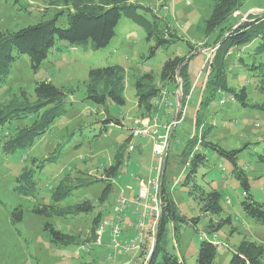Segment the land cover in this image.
I'll return each mask as SVG.
<instances>
[{
  "label": "rangeland",
  "instance_id": "obj_1",
  "mask_svg": "<svg viewBox=\"0 0 264 264\" xmlns=\"http://www.w3.org/2000/svg\"><path fill=\"white\" fill-rule=\"evenodd\" d=\"M56 1L20 0L28 3L27 10H20L17 0H0V31L18 29L39 19L51 17ZM71 1L69 0L68 7L71 6ZM138 1L158 8L159 15L166 18L177 34L189 39L192 46H195V51L189 53L185 41L178 40L167 48H158L153 56L148 57L150 45L154 42L146 40V33L141 25L122 16L116 26L115 36L101 49H83L78 44L58 39L38 69L31 67L27 54H19L12 62L9 76L0 86V103L6 101L13 93L21 98L19 89H23L32 100L35 83L40 80L51 81L66 89L71 103L67 112L57 118L50 129L38 137L28 149L6 154L2 150V143L7 135L0 134V264H142L143 259L147 260L151 253L155 234L151 237L148 230L151 223L147 218L143 220V228L131 226L130 222L138 223L144 211L143 199L138 204L134 202L139 190V179H154L158 172L161 173L159 181L164 179L165 187L171 193L179 211L188 217L199 216L196 227L189 220L187 223H180L177 237L174 235L172 223L167 225V249L183 255L186 264H195L198 245L202 240L200 233H205L203 229L208 216L200 212L198 204L187 195L186 189L181 185L187 169L181 159V151L188 137L195 131L194 116L198 107L203 127H196V134H200L204 126H209V137L226 149L238 148L247 141L252 142L249 147L238 153L237 163L245 169L253 197L264 202V162L259 161L255 154L256 151H262L264 142L253 143L261 139L264 133V110L244 108L222 91L218 92L217 95L220 96L212 100L207 107L199 105L201 97L206 93L204 83L209 73V67L204 69L206 60H214L213 53L220 43L216 32L211 35L204 32L205 18L211 11V0ZM241 1L233 17L238 19L237 21L246 18L247 14L264 12V0ZM58 7H64L65 12L67 10L63 4ZM65 12L59 15L58 22L61 24L66 23ZM235 51L229 52L225 57L230 64L229 69L227 68V83L236 89L245 85L250 101L263 100L264 97L256 89V80L238 66ZM174 55L190 56L187 70L192 86L184 103H181V116L176 126L174 125L171 140L169 139V151L161 157L154 153V139L151 136H135L129 142H125V138L129 135L130 128L141 117L135 97L136 76L152 72L158 82L163 62ZM113 63H120L125 68V103L119 105L111 100L95 103L86 98L83 81L89 68ZM181 90L179 77L163 88L171 105L161 103L164 109L154 114L160 132H163L164 125L167 124L166 120H171L177 115V94L181 96ZM221 96L224 97L223 104L218 103ZM106 111L120 119L121 124H109L105 131L95 137L102 125L95 120L105 117ZM30 121V118L15 120L8 123L4 130L13 133L16 127ZM70 132L73 134L69 135ZM70 136H73V140L59 161L47 165L42 172H37V198H26L16 193L15 177L24 166H30V159L34 156H47L59 142L66 141ZM78 141L81 145L76 149L74 144ZM122 143L124 162L119 175L113 179L112 190L105 202L101 204L99 201L104 186L102 182L87 189L76 190L71 197L61 202L64 206L87 198L96 206L93 212L66 219L61 216L46 217L31 210L38 203L53 202L52 187L66 173L74 176L80 171L101 176L103 167L113 162V155ZM130 143L134 145L132 150L129 149ZM203 150L207 154V161L199 167L197 176L203 181H210L221 190L222 217L230 215L232 220L231 224H226L215 232L217 236L209 233V238L217 243L213 264H227L231 256L230 249L234 248L243 236L264 244V225L243 212L240 201L244 189L230 172L232 163L210 148ZM152 196L151 192L150 200L154 204ZM120 200L126 201L124 207H120ZM117 208L122 214L120 220L117 217L120 213ZM18 209L22 210V218L13 220L12 213ZM99 210L102 212L103 223L101 243L91 247L85 246L81 255H77L75 244L57 246L50 242L42 229L44 222L50 221L56 228L72 234L70 238H75V241L82 240L88 236L86 233L91 219ZM105 220L110 221L105 223ZM113 223H117L121 229L118 239L126 241L135 236L139 239L141 237V248L133 247L128 252H123L120 245H115L111 229Z\"/></svg>",
  "mask_w": 264,
  "mask_h": 264
},
{
  "label": "trees",
  "instance_id": "obj_2",
  "mask_svg": "<svg viewBox=\"0 0 264 264\" xmlns=\"http://www.w3.org/2000/svg\"><path fill=\"white\" fill-rule=\"evenodd\" d=\"M17 1L19 2L18 9H28V3ZM241 3V0H211V11L205 18L204 32L206 35L216 32L220 43L216 48L217 51L215 50L213 53L214 60H208L210 63H206V67H209V73L206 83H204L206 93L199 102L201 107H207L212 100L220 96L217 95L218 92L222 91L244 108L264 110V98L261 101H250L245 85L236 89L227 83V72L229 71L227 68L229 69L230 64L228 59L225 60V57L229 52L236 50L235 60L238 66L256 80V89L264 97V12L247 14L246 18L237 21L238 19H233V17ZM59 4H63L67 8L66 12L64 7H58ZM68 5L69 0H57L54 4V14L51 17L39 19L18 29L0 31V86L7 80L11 72L12 62L19 54H27L30 58L31 67L36 70L47 58L49 50L58 39L66 40L71 44H78L83 49L98 50L107 46L115 36L116 26L122 16L141 25L146 33V40L154 42L150 45L148 57L153 56L158 48H167L178 40L185 41L189 53L195 51L192 42L177 34L166 18L159 15L158 8L138 0H72L71 6L68 7ZM64 12L66 23L61 24L58 22L59 15L64 14ZM189 59L190 56L187 57L186 55L168 57L160 68L158 82H156L152 72H145L136 76L134 81L135 97L140 118L154 115L164 109L161 105L154 104L152 100L155 97L161 98L160 93L163 88L176 81L177 77L181 81V103H184L192 86L187 70ZM206 67L204 69L207 70ZM83 85L85 97L95 103H105L107 100L119 105L125 103V68L120 63L90 67ZM19 91L21 98L13 93L6 101L0 103V134L7 135L2 143V150L6 154H13L17 150L30 148L38 137L50 129L57 118L67 112L69 103H71L68 100L67 90L48 80H40L35 83L32 100L27 97L23 89H19ZM220 99L223 101L220 102ZM218 103H224L223 96L219 97ZM180 116L181 111L179 110L178 120ZM29 118L31 119L30 122L16 127L13 133L5 132L4 127L8 123ZM168 120L169 118L166 121ZM95 122L102 124L95 137L105 131L109 124H121L120 119L111 116L107 111L105 117L95 120ZM194 124L195 131L196 127H203L199 107L195 112ZM175 126L171 129L172 131ZM209 129V126H204L200 134H196L194 131L193 135L186 140L181 151V159L187 166L181 185L186 189L187 195L198 204L200 212L208 216V221L203 229L205 233L202 234V231L200 233L202 240L198 245L195 264L214 263L217 243L209 238V233L215 235L217 230L232 222L230 215L222 217L221 190L210 181H203L197 176L199 167L206 164L207 161L204 148L216 151L232 163L233 167L230 172L240 181L244 189L243 198L240 201L243 212L264 225V202L253 197L245 169L237 163L238 153L249 147L252 142L247 141L238 148L226 149L209 137ZM130 130L125 142H129L132 138ZM73 132H70L69 135ZM172 135L173 132L170 140ZM72 137L59 142L54 150L45 157H32L30 166H24L15 177V192L23 197L36 199L38 196L37 172H42L47 165L58 162L67 146L71 144ZM261 142H264V133L261 139H257L253 143ZM124 143L116 149L113 162L103 167L101 176L80 171L74 176L66 173L52 187L51 198L53 202L38 203L31 210L46 217L61 216L66 219L93 212L96 206L87 198L64 206L61 205V202L71 197L76 190L87 189L99 182L104 183L99 201L101 204L105 202L112 190L113 179L119 175L121 165L124 162ZM80 145L81 142L78 141L74 144V148L77 149ZM255 154L259 161L264 162V143L262 151H256ZM166 162L167 158L165 167ZM163 180L162 178L159 193L161 211L152 250L146 264H186L183 255L171 252L166 247L167 225L172 223L174 235L177 237L180 223H187L189 220L196 227L199 216L188 217L180 212ZM12 214L13 220H21V209ZM118 215L122 216L121 212ZM101 220L102 212L99 210L91 219L89 230L86 233L88 236L86 235L85 238L77 241L73 237L70 238L72 234L56 228L50 221H45L42 229L48 240L57 246L75 244L79 248L88 243L87 246L91 247V245L101 243L103 230ZM109 221L105 220V223ZM100 228L101 233L98 241L97 230ZM230 251L231 256L227 264H264V244L247 236H243ZM159 256L161 261H159Z\"/></svg>",
  "mask_w": 264,
  "mask_h": 264
},
{
  "label": "built area",
  "instance_id": "obj_3",
  "mask_svg": "<svg viewBox=\"0 0 264 264\" xmlns=\"http://www.w3.org/2000/svg\"><path fill=\"white\" fill-rule=\"evenodd\" d=\"M208 62L209 61L207 59L206 63ZM160 94H161V98L155 97L153 98L152 102L156 105H160L161 103H164L166 105H171L169 98L166 96V92L161 91ZM222 101L223 99H220V102ZM177 122H178V116L177 117L175 116L171 120L167 121V124L164 125L163 132H160L157 126V118L154 115L145 116V117L139 118L136 121L135 125H133V127L130 130V134L132 135V137L151 136L154 139V153L163 157V155H165L168 152L167 147L169 146V139L172 133L171 129L174 127V125ZM129 149L130 150L134 149V145L130 143ZM160 174L158 172L157 177L154 179H148V180L139 179V184H138L139 190H138V194L136 195L134 199V202L138 204L139 201L143 199L144 202H142V206L144 208V211L142 212L138 223L130 222L131 226L134 225L135 227L143 228L144 226L143 220L147 218L148 221L151 223L150 227L148 228V230L151 232V237H153V235L155 234L154 231L157 227V222H158L160 210H161V199L159 196L160 184H161V182L159 181ZM151 192L153 195L152 197L154 200V204L150 200ZM125 204H126V201H122V200L119 201L120 207H124ZM117 211L120 212L118 208H117ZM118 219L119 220L121 219L120 215H118ZM111 229L113 233L112 240L115 242V245L117 246L120 245L122 247L123 252H128L133 247L137 249L141 248V245H140L141 237L139 239L138 236H135L134 238H131L130 240L122 241L121 239H118L120 237L121 229L117 225V223H113L111 226ZM100 233H101V228L97 230L98 241H99ZM139 234L141 236V233ZM215 236L217 235L215 234ZM138 239H139V242H138ZM87 244H83L79 248L76 249L77 255H81L82 248H85ZM146 261H147L146 258L143 259L142 264H146Z\"/></svg>",
  "mask_w": 264,
  "mask_h": 264
},
{
  "label": "water",
  "instance_id": "obj_4",
  "mask_svg": "<svg viewBox=\"0 0 264 264\" xmlns=\"http://www.w3.org/2000/svg\"><path fill=\"white\" fill-rule=\"evenodd\" d=\"M181 94H182V93H181ZM180 106H181V96H180V94L178 93V94H177V109H178V111H177V115H176V117L178 116V112H179Z\"/></svg>",
  "mask_w": 264,
  "mask_h": 264
},
{
  "label": "crops",
  "instance_id": "obj_5",
  "mask_svg": "<svg viewBox=\"0 0 264 264\" xmlns=\"http://www.w3.org/2000/svg\"><path fill=\"white\" fill-rule=\"evenodd\" d=\"M245 15V14H244ZM257 241V240H256Z\"/></svg>",
  "mask_w": 264,
  "mask_h": 264
}]
</instances>
